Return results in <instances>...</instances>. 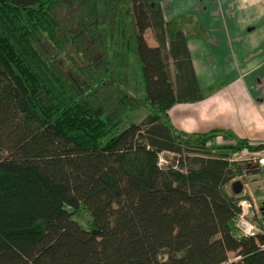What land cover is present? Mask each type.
Returning a JSON list of instances; mask_svg holds the SVG:
<instances>
[{"label": "trees", "instance_id": "16d2710c", "mask_svg": "<svg viewBox=\"0 0 264 264\" xmlns=\"http://www.w3.org/2000/svg\"><path fill=\"white\" fill-rule=\"evenodd\" d=\"M66 1L0 0V264H264V201L254 222L262 232L243 234L238 203L250 198L237 177L250 168L231 162L264 143L170 128L178 99L161 45L149 48L143 35L163 25L176 42L179 20L164 21L159 0H103L117 7L127 52L135 41L151 109L126 124L93 97V73L76 92L36 43L63 46L55 10ZM218 138L234 144L219 147ZM162 152L182 157L180 167L159 166Z\"/></svg>", "mask_w": 264, "mask_h": 264}, {"label": "crops", "instance_id": "0c3cea01", "mask_svg": "<svg viewBox=\"0 0 264 264\" xmlns=\"http://www.w3.org/2000/svg\"><path fill=\"white\" fill-rule=\"evenodd\" d=\"M159 7L162 19L179 20L183 31L173 43L163 25L143 35L148 47L161 45L178 99L167 111L170 128L223 130L250 146L263 144L264 0H159ZM150 111L148 105L138 122Z\"/></svg>", "mask_w": 264, "mask_h": 264}, {"label": "rangeland", "instance_id": "374dc122", "mask_svg": "<svg viewBox=\"0 0 264 264\" xmlns=\"http://www.w3.org/2000/svg\"><path fill=\"white\" fill-rule=\"evenodd\" d=\"M86 1L88 3H85ZM104 4L103 0L64 2L55 10L61 34L64 35L61 38L63 46L55 47L44 36H39L36 43L43 55L56 61L61 76L76 92H83L90 88L89 86L94 82L90 73H93L95 78H98L94 82L93 87L98 88L94 91L93 97L101 104L105 112L111 117L128 116L129 121L126 124L134 122L138 125V121L145 113H148V105L144 102L145 92L135 41L133 47L127 52L125 43L128 40L125 37L128 35L126 33L122 37L119 35L117 7L114 4L106 7ZM125 20L129 22V18L126 17ZM102 22L105 25L101 28L98 25ZM114 29L117 32H113ZM110 32L114 34L109 36ZM105 53L108 60L102 62L100 60ZM133 100L138 103H136L138 105L136 109H132L135 105ZM260 155L264 157V153ZM184 156L191 157L193 153L184 152ZM180 158L182 159L173 153L162 152L159 154V166L165 168L173 165L179 168L176 161ZM231 158L232 163L245 164L250 168L248 171H243L237 180L243 183L244 195L250 198V209L245 220L253 227L251 233H261L262 230L258 229L254 222L258 215V207L264 201V163L259 161L257 155L239 156L237 153ZM239 225L242 226L241 223ZM230 258H233L232 254Z\"/></svg>", "mask_w": 264, "mask_h": 264}, {"label": "built area", "instance_id": "2783aa9c", "mask_svg": "<svg viewBox=\"0 0 264 264\" xmlns=\"http://www.w3.org/2000/svg\"><path fill=\"white\" fill-rule=\"evenodd\" d=\"M260 153H262V152L252 153L247 148H243L242 150H240L239 156H247V155L255 156V155H257L259 157V161H261L263 157H261ZM238 207L241 211L240 215H239V221H238L239 229L245 235H253V233H251V230L253 229V227L250 224H248L247 221L245 220V219H247V214H248L249 209H250V203L248 201L243 200V201L238 203ZM240 223L242 226L239 225Z\"/></svg>", "mask_w": 264, "mask_h": 264}, {"label": "water", "instance_id": "95a60500", "mask_svg": "<svg viewBox=\"0 0 264 264\" xmlns=\"http://www.w3.org/2000/svg\"><path fill=\"white\" fill-rule=\"evenodd\" d=\"M233 191L237 194L239 192H241L242 190V185L239 182H236L232 185ZM264 211V207L261 209ZM262 221L264 222V218L262 219ZM264 224V223H263Z\"/></svg>", "mask_w": 264, "mask_h": 264}, {"label": "flooded vegetation", "instance_id": "af4514ba", "mask_svg": "<svg viewBox=\"0 0 264 264\" xmlns=\"http://www.w3.org/2000/svg\"><path fill=\"white\" fill-rule=\"evenodd\" d=\"M260 214H261V222H262V225L264 226V222L262 221V219L264 218V212H260Z\"/></svg>", "mask_w": 264, "mask_h": 264}, {"label": "bare ground", "instance_id": "6f19581e", "mask_svg": "<svg viewBox=\"0 0 264 264\" xmlns=\"http://www.w3.org/2000/svg\"><path fill=\"white\" fill-rule=\"evenodd\" d=\"M262 161V160H261ZM264 163V160L262 161Z\"/></svg>", "mask_w": 264, "mask_h": 264}]
</instances>
